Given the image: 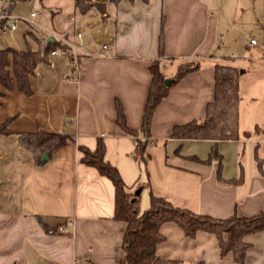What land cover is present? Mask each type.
<instances>
[{"label":"crops","instance_id":"1","mask_svg":"<svg viewBox=\"0 0 264 264\" xmlns=\"http://www.w3.org/2000/svg\"><path fill=\"white\" fill-rule=\"evenodd\" d=\"M104 8L102 13L95 8L80 13L73 3L68 25L54 32L73 44L81 42L76 60L49 56L30 78L29 97L16 89L4 91L0 121L13 119L10 134L0 135V264L120 263L126 225L112 217L113 185L80 162L78 146L92 151L99 138L104 159L117 169L127 190L134 194L141 189L140 213L149 208L150 195L216 219L264 212V145L257 124L251 138L240 133L238 140L217 142L170 138L174 125L204 118L213 98L214 66H233L231 56L217 50L220 19L209 2L118 0ZM248 46L251 53L239 71V83L244 74L253 83L264 71V48L257 42ZM155 60L166 84L186 61L196 62L198 69L171 85L156 106L140 156L134 138L115 124L114 102L121 103L126 125L140 130L149 65ZM37 129L67 136L39 166L16 136ZM245 140L254 144L248 150ZM214 143L222 156L220 167L215 160L206 161ZM57 226L66 233L47 234ZM160 233L164 240L155 253L173 264H236L231 254L220 258L213 235L198 232L190 239L174 223L163 224ZM244 241L250 247L243 264H264V232Z\"/></svg>","mask_w":264,"mask_h":264},{"label":"trees","instance_id":"2","mask_svg":"<svg viewBox=\"0 0 264 264\" xmlns=\"http://www.w3.org/2000/svg\"><path fill=\"white\" fill-rule=\"evenodd\" d=\"M108 1L118 0H74V7L80 13L91 8L104 12ZM133 1V0H129ZM144 2L147 0H143ZM27 34L35 37L29 31ZM37 50L27 44L25 49L5 47L0 49V106L4 91L16 89L22 95H32L30 78L35 75L36 68L41 63H48L49 52L59 47L58 43H50L42 49L39 39ZM159 51L162 48V34L159 35ZM198 69V64L186 61L180 64L170 84H166L161 72L159 60L149 65L150 83L144 103L140 130L130 129L125 122L122 105L115 100V124L126 134L134 138L136 153L142 155L145 143L150 134V124L153 112L160 101L167 95L171 85L176 84L183 76ZM239 70L233 66L218 63L214 66L213 98L207 103L204 118L192 120L185 124L174 125L170 138L174 140H238V104ZM13 117L0 121V135L10 134L8 125ZM143 138L140 139L138 135ZM18 145L30 152L33 163L42 165L44 157H49L67 139L61 133H51L42 129L34 132L16 134ZM81 152L80 162L94 168L100 176L106 177L114 188L113 219L125 223L122 239L124 257L119 264H173L174 261L164 260L155 253L156 246L164 240L160 227L165 223H174L184 235L194 239L198 232L213 235L216 239L220 258L231 254L234 263L243 264L246 251L250 244L244 241L248 235L264 232V212L253 216L233 214L226 219H216L208 215L196 214L187 209L174 207L161 197L150 195L149 208L140 213L138 198L129 192L117 169L104 159V143L97 139L95 148L91 151L78 146ZM222 156L218 153L216 143L211 147L207 162L217 161L220 167ZM239 179L227 182L236 183Z\"/></svg>","mask_w":264,"mask_h":264},{"label":"rangeland","instance_id":"3","mask_svg":"<svg viewBox=\"0 0 264 264\" xmlns=\"http://www.w3.org/2000/svg\"><path fill=\"white\" fill-rule=\"evenodd\" d=\"M207 1L210 9H214L220 19V41L217 50L223 56H231L232 59L228 62L239 71L245 70L248 55L251 53L248 46L250 39H254L259 47L264 48V0ZM73 3L74 0H20L12 10L14 14L26 19L29 18L30 12H38L40 15L35 18V22L44 29L54 31L68 25L67 16L72 13L70 8ZM29 31L25 23L19 22L15 31L0 33V49H25L28 44L31 49L37 50L39 44L36 38L39 39L41 33L33 37L26 33ZM57 58L64 59V56L58 55ZM256 77H253V83L249 84L252 77L244 74L239 83V133L251 138L256 131L254 124H257V131L262 135L264 145V71L257 73ZM243 145L248 150L254 144L245 140ZM261 157L264 159V155ZM242 159L247 165L246 152Z\"/></svg>","mask_w":264,"mask_h":264},{"label":"built area","instance_id":"4","mask_svg":"<svg viewBox=\"0 0 264 264\" xmlns=\"http://www.w3.org/2000/svg\"><path fill=\"white\" fill-rule=\"evenodd\" d=\"M20 0H0V33H8L15 31L19 22L25 23L29 30L34 34L38 35L41 33V37H39V43L42 49L46 48L50 43H58L59 47L51 50L49 52V56L54 55H64L70 57L73 61L76 60L77 53L80 50V44H73L63 38L60 34L47 30L41 27L39 24L35 22V18L39 17V13L36 11H32L29 15V18H21L18 15L13 13V6L15 3ZM76 38L78 40L81 39V34L77 33ZM251 45H255V40H250ZM105 48V46L103 47ZM136 145V142L134 143ZM136 157L137 154H134ZM70 226L71 223L69 222ZM66 231L63 226H57L55 228H50L47 230L48 235H63Z\"/></svg>","mask_w":264,"mask_h":264},{"label":"water","instance_id":"5","mask_svg":"<svg viewBox=\"0 0 264 264\" xmlns=\"http://www.w3.org/2000/svg\"><path fill=\"white\" fill-rule=\"evenodd\" d=\"M140 191H141V189L139 188V189H137L135 192H134V196L135 197H137L139 194H140Z\"/></svg>","mask_w":264,"mask_h":264}]
</instances>
